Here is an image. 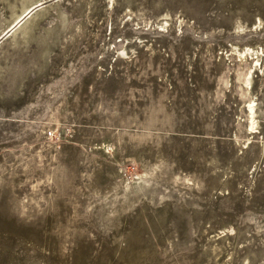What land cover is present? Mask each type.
Listing matches in <instances>:
<instances>
[{
	"label": "rangeland",
	"instance_id": "374dc122",
	"mask_svg": "<svg viewBox=\"0 0 264 264\" xmlns=\"http://www.w3.org/2000/svg\"><path fill=\"white\" fill-rule=\"evenodd\" d=\"M42 3L46 57L0 75V264H264V0Z\"/></svg>",
	"mask_w": 264,
	"mask_h": 264
},
{
	"label": "bare ground",
	"instance_id": "6f19581e",
	"mask_svg": "<svg viewBox=\"0 0 264 264\" xmlns=\"http://www.w3.org/2000/svg\"><path fill=\"white\" fill-rule=\"evenodd\" d=\"M3 1L5 0H0V6L2 5ZM110 1H114V0H110ZM42 2L43 0H14V2L8 1V7L11 10V18L8 19L2 13H0V50L2 49L3 50L2 53L4 54L3 58L2 57L0 58V75L3 70L8 69L9 62L7 63V61L9 59L10 54L8 51H5L6 47L14 51H23L29 49V47L33 44V42H35L36 44H38V48H39L38 60H40V58L44 59V57H46L45 56L47 55L46 53L48 52L49 48H51L50 44H51V38L53 36L51 32L54 31H51L49 33L42 32L40 36H37L34 35L35 32L33 33V30H36L35 28L38 27L40 21H42L44 18H46L48 14L52 12L55 5H51L50 7H43ZM18 3L21 4L19 12H17V8L19 7ZM59 15H62L63 21L65 22L66 17L64 16V13L61 12V14H58V16ZM235 51L240 58L246 57L247 55H251L252 57L255 58L256 65L251 67L248 77L244 82L245 88L248 91L253 90L254 89L253 69L262 67L260 65V61H261L260 50H256L255 48L252 47H246L242 50L237 48ZM246 108H247L246 110L249 120V131L256 132L259 126V121L257 117L258 115L257 103L255 101H250L246 105Z\"/></svg>",
	"mask_w": 264,
	"mask_h": 264
}]
</instances>
